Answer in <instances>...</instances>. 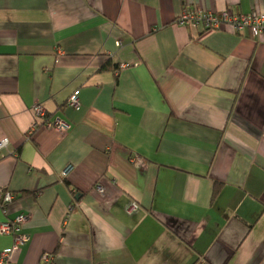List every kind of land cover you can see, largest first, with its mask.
<instances>
[{"label":"crops","instance_id":"crops-1","mask_svg":"<svg viewBox=\"0 0 264 264\" xmlns=\"http://www.w3.org/2000/svg\"><path fill=\"white\" fill-rule=\"evenodd\" d=\"M187 10L264 0H0L13 264H264V41L176 26ZM35 105L71 129L33 130Z\"/></svg>","mask_w":264,"mask_h":264},{"label":"built area","instance_id":"built-area-1","mask_svg":"<svg viewBox=\"0 0 264 264\" xmlns=\"http://www.w3.org/2000/svg\"><path fill=\"white\" fill-rule=\"evenodd\" d=\"M175 25L183 28H198L203 27L208 31L230 30L233 33L241 34L246 30L251 32L255 39L264 41V12L260 10H253L247 14H236L231 11H223L216 13L213 11L202 10H187L183 11L175 21ZM121 46V43H118ZM130 67L129 64H121L119 70ZM119 70L116 72L118 74ZM67 105L79 109L80 91H75L69 98ZM35 124L33 130L37 128H44L47 130H56L61 133H66L71 129V125L62 120H51L48 117L47 110L42 105H35L32 109ZM9 147V140L4 139L0 142V153L5 152ZM132 161L136 162V158ZM74 170L72 165H69L61 173L63 179H67ZM97 190L103 193V187L98 186ZM16 199L15 194L0 188L1 209L4 216H8V205L12 204ZM136 208V205H133ZM73 211L71 205L69 213ZM29 215L24 213L18 214L13 219H6L0 224V233L5 236L13 238V244L0 252V264H13V256L18 253L22 246L29 242L30 237L23 233V228L27 224ZM41 264H56L55 255L52 253H45L41 257Z\"/></svg>","mask_w":264,"mask_h":264},{"label":"trees","instance_id":"trees-1","mask_svg":"<svg viewBox=\"0 0 264 264\" xmlns=\"http://www.w3.org/2000/svg\"><path fill=\"white\" fill-rule=\"evenodd\" d=\"M215 186H218L217 184ZM216 194V189L214 190V195Z\"/></svg>","mask_w":264,"mask_h":264}]
</instances>
